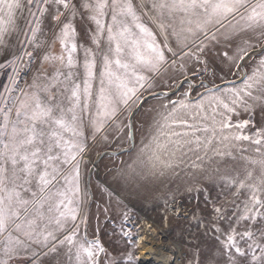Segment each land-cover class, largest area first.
I'll use <instances>...</instances> for the list:
<instances>
[{
	"label": "snow or ice",
	"instance_id": "snow-or-ice-1",
	"mask_svg": "<svg viewBox=\"0 0 264 264\" xmlns=\"http://www.w3.org/2000/svg\"><path fill=\"white\" fill-rule=\"evenodd\" d=\"M25 11L27 31L18 26ZM46 16L58 22L52 43L61 51L42 59L57 66L20 88L24 58L44 46ZM78 19L92 47L77 42ZM17 32L32 50L0 64L12 69L0 91V264H139L143 238L125 230L128 211L114 249L101 241L99 227L89 237L91 195L82 173L89 141L108 142L109 130L125 129L133 141L132 117L154 76L189 65L193 76L206 74L207 54L247 33L255 41L242 39L233 56L221 53L229 68L243 69L240 82L209 87L201 78L203 92L193 97L190 84L163 104L148 142L120 176L127 185L178 177L191 156V168L215 162L217 173L220 163L238 162L220 176L231 200L206 199L200 215L191 213L201 242L189 245L179 264H264V125L253 119L264 110V0H0V49ZM242 112L249 118L233 119Z\"/></svg>",
	"mask_w": 264,
	"mask_h": 264
},
{
	"label": "rangeland",
	"instance_id": "rangeland-1",
	"mask_svg": "<svg viewBox=\"0 0 264 264\" xmlns=\"http://www.w3.org/2000/svg\"><path fill=\"white\" fill-rule=\"evenodd\" d=\"M33 11H35L34 8ZM145 20H147L146 17ZM44 38L39 37L45 43L42 48L35 51L33 59L29 61L27 57L24 58V64L27 67L18 77L20 88H26L37 74H52L50 71H43L42 68V57L48 50L50 51V47L46 46L48 41ZM157 38L162 40L159 34ZM242 39L255 41V36L247 33L230 42H222L215 50L210 51L206 56L209 62V72L206 74L193 76L195 69L189 65L187 72L170 69L167 73L154 76L153 88L142 90L140 93L142 103L132 117L133 141L129 142L127 139L128 129L120 134L109 130L108 142L99 138L95 143L89 141V149L84 155L82 173L88 182L90 195L92 194L88 207L90 238L96 234V229L99 227L101 241L110 250L114 249L115 245L112 241L119 238L122 213L128 211L130 219L124 225L125 230L131 228L134 238H143L138 250L139 264H170L173 258L179 264L183 254L189 251L188 246L201 242L195 237L200 236L202 227L199 221L192 218L191 213L203 209L206 199L218 198L217 203L231 200V193L225 188L220 176L226 169L238 167V162L226 160L220 163L218 165L220 172L217 173L215 162L205 161L203 170L191 168V162L195 160V156H191L190 159L185 160V164L176 169L179 173L178 177L169 173L162 177L149 178L148 181L140 182L139 185L125 184L120 172L127 171V166L133 163L139 148L148 142L153 130V121L158 118L157 113L162 111L163 104L169 100L181 98L185 91H190V84L195 89L192 91L193 97L196 96V92H203L204 89L198 87L201 78L209 87L213 84L225 87L227 86L225 81L230 80L240 82L243 69L238 71L234 66L229 68L221 53L228 51L229 56L235 55V46ZM24 41L25 37L22 38L17 55L22 54L23 48L32 50ZM171 42L175 46V40ZM228 43H231L232 47H227ZM196 67L199 68L202 65ZM245 67L250 72L252 62L246 60ZM11 72V67H8L3 73L0 91H3L4 85L9 83L8 77ZM213 72L215 77L212 75ZM164 93L167 95H163ZM248 118L249 114L242 112L239 117L233 119ZM253 119L257 127L264 125V110L257 108ZM124 122L127 123V120ZM130 143L132 147L129 146ZM126 150L128 151L120 155L107 154L100 158L105 153ZM197 215H200L199 211ZM113 232L117 235H112Z\"/></svg>",
	"mask_w": 264,
	"mask_h": 264
},
{
	"label": "crops",
	"instance_id": "crops-1",
	"mask_svg": "<svg viewBox=\"0 0 264 264\" xmlns=\"http://www.w3.org/2000/svg\"><path fill=\"white\" fill-rule=\"evenodd\" d=\"M26 19L30 20V17L28 16L27 11H25L22 14L21 19L18 20L19 28L23 29L24 31H27V28L25 26ZM75 23H76L77 31L79 33L77 42L80 44H83L86 47H92L90 39L88 35L86 34L84 22L78 19ZM57 25H58V22L53 21L50 16H46L44 19V24L42 25L43 30L39 34V37H43V38L46 37L44 38V40L48 41L46 46L48 47L50 46V51L48 50V52H50L51 54H55V55H58L61 51V45L59 44L58 41L55 42L54 44L52 43L53 38H54V33L58 31ZM23 37L24 36L20 34L19 32L13 33L11 36L8 37L9 47L6 49H0V64H6L8 60L12 59L13 54L15 55L18 54ZM80 56L82 58V52L80 53ZM42 64H43L42 65L43 71H50L51 73L54 71V68L57 66L54 62L43 61ZM7 68L8 67L0 68V88L2 85L3 73L6 71ZM91 198H92V194H91ZM88 228H89V225H88Z\"/></svg>",
	"mask_w": 264,
	"mask_h": 264
},
{
	"label": "water",
	"instance_id": "water-1",
	"mask_svg": "<svg viewBox=\"0 0 264 264\" xmlns=\"http://www.w3.org/2000/svg\"><path fill=\"white\" fill-rule=\"evenodd\" d=\"M179 87V86H178ZM128 150H126V151H124V152H110V153H105V154H103L100 158L102 159L105 155H107V154H112L113 155V153H115V155H120V154H122V153H125V152H127Z\"/></svg>",
	"mask_w": 264,
	"mask_h": 264
}]
</instances>
